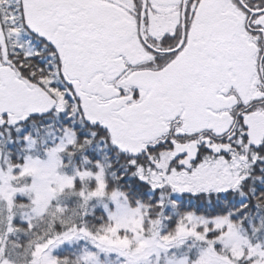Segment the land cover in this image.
I'll return each mask as SVG.
<instances>
[{
  "label": "snow or ice",
  "instance_id": "obj_1",
  "mask_svg": "<svg viewBox=\"0 0 264 264\" xmlns=\"http://www.w3.org/2000/svg\"><path fill=\"white\" fill-rule=\"evenodd\" d=\"M0 264H264V0H0Z\"/></svg>",
  "mask_w": 264,
  "mask_h": 264
}]
</instances>
